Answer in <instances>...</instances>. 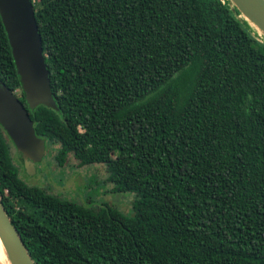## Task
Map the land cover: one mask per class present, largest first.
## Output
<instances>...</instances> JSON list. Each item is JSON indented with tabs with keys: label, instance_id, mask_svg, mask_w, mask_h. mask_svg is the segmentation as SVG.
Wrapping results in <instances>:
<instances>
[{
	"label": "trees",
	"instance_id": "obj_1",
	"mask_svg": "<svg viewBox=\"0 0 264 264\" xmlns=\"http://www.w3.org/2000/svg\"><path fill=\"white\" fill-rule=\"evenodd\" d=\"M29 1L55 108L25 103L1 22L0 82L57 165L133 194L123 215L28 185L0 127L32 263L264 264V36L228 0Z\"/></svg>",
	"mask_w": 264,
	"mask_h": 264
},
{
	"label": "water",
	"instance_id": "obj_2",
	"mask_svg": "<svg viewBox=\"0 0 264 264\" xmlns=\"http://www.w3.org/2000/svg\"><path fill=\"white\" fill-rule=\"evenodd\" d=\"M244 20L264 36V0H228ZM0 22L6 34L23 99L29 106L54 109L40 36L29 0H0ZM0 127L20 154L27 176L44 155L22 103L0 82ZM0 242L9 264H33L0 202Z\"/></svg>",
	"mask_w": 264,
	"mask_h": 264
},
{
	"label": "rangeland",
	"instance_id": "obj_3",
	"mask_svg": "<svg viewBox=\"0 0 264 264\" xmlns=\"http://www.w3.org/2000/svg\"><path fill=\"white\" fill-rule=\"evenodd\" d=\"M10 154L18 166V177L28 185L49 189L55 195L79 203L107 205L123 215L131 212L132 193L112 192L105 180L104 168L100 164L80 166L71 156L63 165H57L53 152L44 153L35 164L34 173L27 176L19 163L18 153L10 147Z\"/></svg>",
	"mask_w": 264,
	"mask_h": 264
},
{
	"label": "bare ground",
	"instance_id": "obj_4",
	"mask_svg": "<svg viewBox=\"0 0 264 264\" xmlns=\"http://www.w3.org/2000/svg\"><path fill=\"white\" fill-rule=\"evenodd\" d=\"M254 28V27H253ZM255 29V28H254ZM256 30V29H255ZM257 33H259V31L256 30ZM260 34V33H259ZM0 264H9L7 259H6V256H5V253H4V249L2 247V244L0 242Z\"/></svg>",
	"mask_w": 264,
	"mask_h": 264
},
{
	"label": "flooded vegetation",
	"instance_id": "obj_5",
	"mask_svg": "<svg viewBox=\"0 0 264 264\" xmlns=\"http://www.w3.org/2000/svg\"><path fill=\"white\" fill-rule=\"evenodd\" d=\"M19 157H20V154H19ZM21 158V157H20ZM21 161H22V159H21Z\"/></svg>",
	"mask_w": 264,
	"mask_h": 264
}]
</instances>
